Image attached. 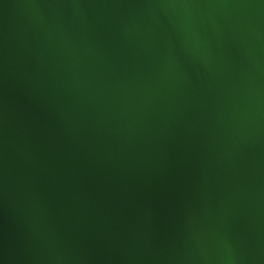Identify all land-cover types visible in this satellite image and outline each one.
<instances>
[{"label": "water", "instance_id": "water-1", "mask_svg": "<svg viewBox=\"0 0 264 264\" xmlns=\"http://www.w3.org/2000/svg\"><path fill=\"white\" fill-rule=\"evenodd\" d=\"M153 2L0 0V264H204L191 217L264 252L253 50L208 21L209 69Z\"/></svg>", "mask_w": 264, "mask_h": 264}, {"label": "clouds", "instance_id": "clouds-1", "mask_svg": "<svg viewBox=\"0 0 264 264\" xmlns=\"http://www.w3.org/2000/svg\"><path fill=\"white\" fill-rule=\"evenodd\" d=\"M33 7L38 5L33 4ZM149 7L164 14L173 31L183 40L188 54L196 59H202L206 67L211 69L212 41L209 28L201 31L202 52H194L190 46V36L181 22L182 9L171 8L162 0H154ZM204 15L208 12L203 11ZM219 27L211 29L219 41L223 35V22L227 21L230 29L240 39L245 41L253 50V69L246 76V95L240 109L241 118L250 123L257 133L264 131V4L253 0L234 4L227 14L217 10ZM197 223V228L188 226V236L198 250L207 253L204 264H264V252L257 250L256 255L245 258L239 251L233 237L227 232L220 231L206 224L198 217H191Z\"/></svg>", "mask_w": 264, "mask_h": 264}, {"label": "snow or ice", "instance_id": "snow-or-ice-1", "mask_svg": "<svg viewBox=\"0 0 264 264\" xmlns=\"http://www.w3.org/2000/svg\"><path fill=\"white\" fill-rule=\"evenodd\" d=\"M171 8L182 9L181 22L190 36V46L194 52H202L201 27L206 28L207 22H217V10L224 13L230 12L232 6L246 0H162ZM255 3L264 4V0H253ZM208 14L204 15L203 11Z\"/></svg>", "mask_w": 264, "mask_h": 264}]
</instances>
